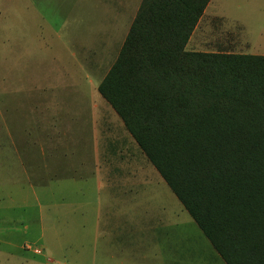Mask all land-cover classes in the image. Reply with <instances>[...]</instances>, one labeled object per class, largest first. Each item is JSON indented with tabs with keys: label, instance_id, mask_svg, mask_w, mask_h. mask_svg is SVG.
<instances>
[{
	"label": "rangeland",
	"instance_id": "obj_1",
	"mask_svg": "<svg viewBox=\"0 0 264 264\" xmlns=\"http://www.w3.org/2000/svg\"><path fill=\"white\" fill-rule=\"evenodd\" d=\"M58 4L36 0L35 10H28L27 0H0V264H92L95 235L77 230L81 212L101 196L91 154L86 177L67 178L76 176L75 169L60 170V152L74 141L67 137L74 128L68 107L34 104L26 94L31 82H52L49 68L63 60L50 57L61 41L53 38L48 49L27 39L42 19L57 21ZM186 50L264 55V0H210ZM81 78L84 85L97 82L85 65ZM148 162L159 184L148 180L138 196L128 195L127 234L96 240L112 246L103 264H224ZM60 173L62 178L43 185Z\"/></svg>",
	"mask_w": 264,
	"mask_h": 264
},
{
	"label": "trees",
	"instance_id": "obj_2",
	"mask_svg": "<svg viewBox=\"0 0 264 264\" xmlns=\"http://www.w3.org/2000/svg\"><path fill=\"white\" fill-rule=\"evenodd\" d=\"M210 0H142L99 95L224 264H264V55L186 50Z\"/></svg>",
	"mask_w": 264,
	"mask_h": 264
},
{
	"label": "crops",
	"instance_id": "obj_3",
	"mask_svg": "<svg viewBox=\"0 0 264 264\" xmlns=\"http://www.w3.org/2000/svg\"><path fill=\"white\" fill-rule=\"evenodd\" d=\"M35 1L27 0L28 10H35ZM141 2L142 0H59L57 9L60 15L52 18L57 21L53 25L43 19L40 25L35 21L38 25L36 34L27 37L28 40L41 41L48 49H51L48 43L53 38L61 41L57 52L53 51L50 56L63 59L54 60L56 66L49 68V72L54 74V80L40 86L31 82L26 94L29 101L37 100L34 104L68 107L67 111L71 114L69 120L74 121V128L67 132V137L74 141L73 145L66 146L60 152L65 155L63 159L60 157V170L75 169L76 176L67 178L83 180L86 177L84 169L87 168L88 154H91L96 170V187L101 196L100 200H97L98 197L94 199L95 205L91 201L90 209L81 212L77 230L95 235V241L91 245L92 264H103L101 257H109L108 251L112 248L109 241L99 245L96 240L101 236L110 238L125 235L130 229L129 220H125V214L129 211L124 210L128 195L138 196L141 189H145L148 180H156L159 184L157 178H152L153 171L147 164L146 156L127 132L121 119L97 91L99 83L120 52ZM208 4L194 31L206 14ZM83 65L88 67L91 75L97 77L96 84H93V80L83 84ZM84 107H89V113L84 114ZM86 122L89 123L88 131ZM62 176L63 173H60L49 181L45 178L43 185ZM64 208L66 210L62 214L67 217L70 209L67 206ZM103 250L107 251L106 255H103Z\"/></svg>",
	"mask_w": 264,
	"mask_h": 264
},
{
	"label": "built area",
	"instance_id": "obj_4",
	"mask_svg": "<svg viewBox=\"0 0 264 264\" xmlns=\"http://www.w3.org/2000/svg\"><path fill=\"white\" fill-rule=\"evenodd\" d=\"M40 250L34 251L35 254H38Z\"/></svg>",
	"mask_w": 264,
	"mask_h": 264
}]
</instances>
